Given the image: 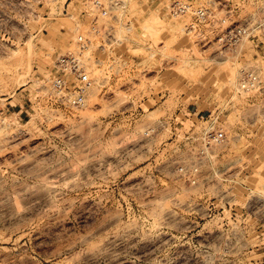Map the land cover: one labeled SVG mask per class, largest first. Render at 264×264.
<instances>
[{
    "label": "rangeland",
    "instance_id": "374dc122",
    "mask_svg": "<svg viewBox=\"0 0 264 264\" xmlns=\"http://www.w3.org/2000/svg\"><path fill=\"white\" fill-rule=\"evenodd\" d=\"M38 1L0 0V264H264V146L234 92L252 53L216 43L250 24L264 51V0H181L215 11L194 30L178 0H124L110 21ZM77 34L98 84L69 108L48 95ZM218 107L240 138L195 173Z\"/></svg>",
    "mask_w": 264,
    "mask_h": 264
},
{
    "label": "built area",
    "instance_id": "2783aa9c",
    "mask_svg": "<svg viewBox=\"0 0 264 264\" xmlns=\"http://www.w3.org/2000/svg\"><path fill=\"white\" fill-rule=\"evenodd\" d=\"M40 1L42 0L38 2ZM54 1L59 2V0ZM79 4L85 8L87 14H97L96 18H107L110 21L119 18L118 12L124 7L125 1L79 0ZM170 7L174 15L192 13L193 22L189 26L191 30L197 28L201 23L211 24L215 19V11L210 7L193 9L191 4L181 0L175 1ZM95 24L92 26L93 30H97ZM253 31L250 24L233 25L218 35L216 43L222 58L233 56L235 53L236 56L241 57V54H245L246 47L252 53L253 62L238 71V78L234 82V92L236 96L244 99V103L251 108V115L247 120L253 127L254 134L264 138V68L259 61L260 58H264V51L260 50L261 42ZM75 42L76 51L57 58L53 67L54 77L48 96L61 106L82 108L86 105L91 91L97 86L98 80L93 76L92 58L85 54L89 48V40L84 35L77 34ZM220 109L217 108L218 112L210 111L207 117V121L210 123L202 133L200 148L191 165V169L195 173L200 170L205 159L214 155V149L228 146L232 141L236 142L240 138L239 132L231 136L229 130L222 126L227 117ZM201 113L199 109L194 111V115L197 117ZM221 123L223 124L220 125ZM195 182L196 180L193 179V183Z\"/></svg>",
    "mask_w": 264,
    "mask_h": 264
},
{
    "label": "crops",
    "instance_id": "0c3cea01",
    "mask_svg": "<svg viewBox=\"0 0 264 264\" xmlns=\"http://www.w3.org/2000/svg\"><path fill=\"white\" fill-rule=\"evenodd\" d=\"M193 110H194V108H193ZM262 139V140H261ZM260 144L262 145V146H264V138L263 137H260ZM259 145V144H258ZM261 150V149H260Z\"/></svg>",
    "mask_w": 264,
    "mask_h": 264
}]
</instances>
